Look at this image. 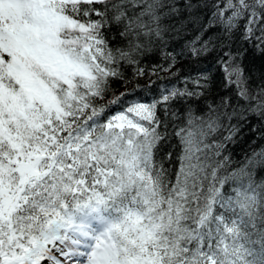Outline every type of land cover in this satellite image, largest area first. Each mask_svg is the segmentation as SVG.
<instances>
[{"label": "snow or ice", "instance_id": "1", "mask_svg": "<svg viewBox=\"0 0 264 264\" xmlns=\"http://www.w3.org/2000/svg\"><path fill=\"white\" fill-rule=\"evenodd\" d=\"M214 7L226 37L244 21V39L264 45V0ZM179 11L177 0H0V264H264V181L251 171L264 153L221 175L204 143L216 120L196 131L190 116L177 149L161 155L157 105L202 91L112 115L97 104L120 60L133 62L141 37L160 38ZM110 25L127 50L109 48ZM232 69L229 83L249 99L234 59ZM194 83L203 89L207 77Z\"/></svg>", "mask_w": 264, "mask_h": 264}, {"label": "trees", "instance_id": "2", "mask_svg": "<svg viewBox=\"0 0 264 264\" xmlns=\"http://www.w3.org/2000/svg\"><path fill=\"white\" fill-rule=\"evenodd\" d=\"M224 2L193 0L197 7L189 11L184 7L185 0H177L180 11L164 18L162 36L150 42L141 37L144 47L133 53V62L120 60L117 66L120 76L110 78L109 90L97 101L98 105L106 106L105 115H112L132 102L152 103L169 91H202L199 97H178L168 105H157L161 130L167 134V142H161V155L177 149L178 138L174 133L188 127L190 116L191 127L196 131L211 118L216 120V127L214 131L204 127L207 133L204 143L210 145L206 149L209 163L223 165L221 175L238 170L255 154L264 153V116L259 114L260 106L264 105V45L255 38L244 39V21H240L231 38L225 36L220 18L213 17L217 12L214 5L223 7ZM120 30L110 25L102 31L109 48L127 50L128 40L119 35ZM193 49L200 50V54L194 55ZM233 59L244 72L242 86L247 89L249 99L240 97L236 84L229 83ZM202 77H207V86L198 89L194 81ZM121 93L125 96L120 103L109 104ZM221 98L228 99L227 109L217 107ZM210 105L216 110L211 111ZM218 145L222 147L217 156ZM251 171L255 182L264 181V168L254 167ZM231 186L229 181L225 187L231 191Z\"/></svg>", "mask_w": 264, "mask_h": 264}]
</instances>
